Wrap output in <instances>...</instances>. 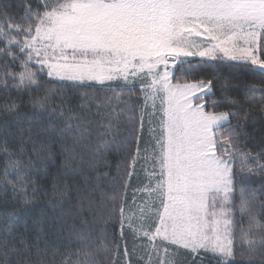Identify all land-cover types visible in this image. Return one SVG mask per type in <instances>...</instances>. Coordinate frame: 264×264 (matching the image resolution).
<instances>
[{"label":"snow or ice","instance_id":"obj_1","mask_svg":"<svg viewBox=\"0 0 264 264\" xmlns=\"http://www.w3.org/2000/svg\"><path fill=\"white\" fill-rule=\"evenodd\" d=\"M21 7L17 18L0 2V204L11 206L0 212V264H48L49 248L52 264L56 257L59 264H119L121 247L104 227L117 217L121 239L127 223L147 240L148 264L153 255L156 264H177L181 250L189 264H205V257L264 264V223L244 175L264 173V165L248 167L264 156L245 151L249 114L241 118V100L229 96L232 71L264 76V0H36L35 8ZM170 64L192 79L173 83ZM209 70L210 78H195ZM53 80L57 86L49 87ZM97 84L112 95L91 120L88 94L77 111L69 91ZM214 89L221 100L211 99ZM137 90L143 102L134 104ZM258 91L264 87L248 86L245 101ZM260 101L264 118V95ZM224 105L228 111L217 110ZM145 124L150 139L142 149ZM57 144L62 175L72 176L73 162L85 156L96 171L94 181L77 186L75 204L58 177L51 194L39 183ZM111 153L130 161L123 170L118 163L114 176L99 171L110 169ZM141 159L150 162L140 189L146 198L128 215L126 190ZM237 210L249 222L239 241ZM49 234L51 241L44 239ZM123 255L130 264L126 245Z\"/></svg>","mask_w":264,"mask_h":264},{"label":"trees","instance_id":"obj_2","mask_svg":"<svg viewBox=\"0 0 264 264\" xmlns=\"http://www.w3.org/2000/svg\"><path fill=\"white\" fill-rule=\"evenodd\" d=\"M2 3H7L11 5V8L8 10L12 14L16 15L17 18L23 14V8L21 7L22 4L30 3L33 8L36 7V0H0ZM206 59V58H205ZM193 64L200 62L201 58L195 57L189 59ZM233 64L237 62H232ZM183 67H188V65H184ZM12 71H19V67L11 69ZM2 71V70H0ZM175 71V70H174ZM221 71L224 76H229V66L222 65ZM195 78H210L211 73L209 71H203L195 73ZM232 83L236 86L233 88L232 91L229 92V96L236 97L241 100V106H239L238 115L243 118L245 113H248L247 124H246V131L248 136L244 138V149L247 152H250L253 157H256L257 154L260 156H264V118H262L261 114V101L260 96L264 95V93H260L259 91L256 93V99L252 102L245 101V96L247 94V87L254 85L257 89L264 87V76H261L258 72H249L245 73L243 71H232L231 72ZM185 78L191 80L192 77H186L185 74L181 71H175V75L173 77V82H184ZM51 78L44 77V80L47 81ZM57 83L55 80L49 84V87H56ZM91 83V82H90ZM66 91H69L66 89ZM216 95L213 96L211 99L214 100H221L222 97L217 89H214ZM74 93V94H73ZM69 94L72 96L71 104L74 109L79 111L77 105L81 103H86L82 100V94H88L91 98L92 103L91 105H86V107H91V113L88 114L87 118L91 120H97L99 117L96 115V105L102 104L103 97L105 95L111 96L112 93H105L100 90V86L97 84L94 88H89L87 86L81 87L78 91L77 90H70ZM5 95L3 92H0V96ZM15 91L12 92V96L15 97ZM127 98V97H125ZM22 100L27 101L28 96L24 95L21 97ZM207 99V98H206ZM133 103H142L143 97L142 94L137 90L133 97ZM209 104L211 100L208 101ZM122 106V105H121ZM25 110H28L25 108ZM208 110H211L210 108ZM218 111H228V106L224 105L217 109ZM232 110H237L236 108ZM111 111V109H109ZM118 111V109H117ZM81 115H84L83 113ZM123 120L124 117H121ZM233 125H237L238 121L236 118H230ZM148 125L145 124V131L143 134V138L140 142V147L143 149L146 146V142L149 141L150 137L147 131ZM155 127V123L153 124ZM53 151L57 153V157L54 158L53 162L50 163L47 169V175L44 176L39 180V183L51 194V187L54 182V178L58 177V183L61 189L64 188V185L67 184L69 186L67 192V199L71 201L72 204L76 203V195H77V186L83 188L86 178L88 182L91 183L94 181L96 176V171L89 167L88 157L85 156L83 162L77 160L73 162V167L77 169V171L70 177H66L62 175L61 164L63 162V157L59 155V144L53 147ZM124 159V154L121 153L117 156L114 153L109 154V163L111 165L110 169L105 167H100L99 171H110L111 175H115L117 171V164L120 163ZM126 163H130V161H126L125 163H120V168L123 170L126 166ZM260 165H264V158L257 159L256 161H248V167L253 169H258ZM241 165L239 160L236 162V170L240 169ZM144 168H148L150 170V162L146 164V162L141 159L135 165V171L133 176L129 181V187L126 190V205H125V212L128 215H131L132 212L136 210L137 204H142L143 200L146 198L145 194L140 191L144 187V185L148 182L146 179V171ZM246 182L245 186L251 189H254L256 192V206L257 211L259 212L258 219L261 223H264V209L260 208L259 205L261 202H264V173H260L259 171H255L252 174H248L246 171L244 173ZM240 180L239 177L237 178V185L239 186ZM123 192L124 189H121ZM9 198L11 197V193H8ZM235 201L238 203L239 199V187H237V193L234 197ZM11 210V206L5 207L4 205L0 204V212ZM119 217L116 218V222H110L106 226V233L107 238L112 240L113 237L115 238V243L119 244L121 247V252L119 256V264H127L126 258L123 255L124 246H127V249L130 253L128 260H130V264H148L149 256L146 255V251L148 249L145 246L148 244L146 239L137 237L134 235L131 229L127 227V223L125 224L124 228V235L123 239L120 237V225L118 223ZM234 221L236 223V228L234 231L237 233V241H239L238 233L240 229L247 230L248 228V218L247 216H242L239 211L237 210L234 216ZM78 223V222H77ZM103 226V225H102ZM134 226H137L134 224ZM46 231H48L46 229ZM98 234V233H97ZM29 239L35 242V235L30 234ZM44 239L53 240L54 237L49 234L48 236L44 237ZM44 239L40 241V247L43 249L45 247ZM55 245H53L54 247ZM74 247V246H73ZM135 251L133 252V249ZM35 252V249L32 250ZM63 251V248H61ZM141 257H143L141 259ZM35 259V256L32 257ZM60 257L55 258V264H59ZM205 264H215V260L211 257H205ZM45 260L48 264H52L53 257L51 248L48 249V252L45 256ZM157 257L155 255L152 256V264H156ZM190 258H186L183 250L180 251V255L178 257L177 264H189Z\"/></svg>","mask_w":264,"mask_h":264},{"label":"rangeland","instance_id":"obj_3","mask_svg":"<svg viewBox=\"0 0 264 264\" xmlns=\"http://www.w3.org/2000/svg\"><path fill=\"white\" fill-rule=\"evenodd\" d=\"M190 58H195V57H189L188 59H190ZM169 69L172 70V71H174V69L172 68V65L171 64L169 65ZM161 70H163V66H161ZM172 82H173V79H172ZM180 83H183V82H180ZM161 255H163V253H161Z\"/></svg>","mask_w":264,"mask_h":264}]
</instances>
